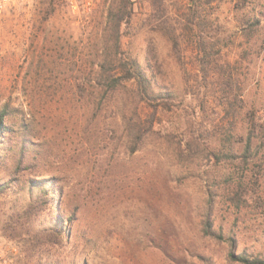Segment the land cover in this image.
Listing matches in <instances>:
<instances>
[{
	"label": "rangeland",
	"instance_id": "1",
	"mask_svg": "<svg viewBox=\"0 0 264 264\" xmlns=\"http://www.w3.org/2000/svg\"><path fill=\"white\" fill-rule=\"evenodd\" d=\"M112 1L73 11L64 0H15L0 12L7 146H30L27 170L15 173L8 158L0 178L51 180L62 214L73 215L50 260L27 257L1 230L0 248L13 264H242L231 251L264 258V161L244 163L240 147L219 133L229 124L207 63L251 62L237 92L264 118V47L243 57L262 37L242 32L237 0H133L121 48L152 62L177 109L140 104L138 115L127 90L97 106V62L110 61L114 49ZM247 2L256 13L264 7V0ZM237 130L233 140L245 134L240 124ZM230 149L233 161L224 156ZM242 176L254 195L243 194Z\"/></svg>",
	"mask_w": 264,
	"mask_h": 264
},
{
	"label": "trees",
	"instance_id": "2",
	"mask_svg": "<svg viewBox=\"0 0 264 264\" xmlns=\"http://www.w3.org/2000/svg\"><path fill=\"white\" fill-rule=\"evenodd\" d=\"M247 1L237 0L238 5L235 6L243 10V15L240 18V29L247 36L253 34L261 36L262 41L259 43L257 40L248 45L249 47L244 50L243 57H247L258 44H260L258 47H264V7L256 13L254 12L255 9L249 8ZM133 4V0H113L108 9L107 28L111 31L114 49L111 51L112 59L110 61L97 62V69L93 78L96 82L97 106L103 103V96L110 99L118 91L127 90L138 100L136 108L134 107L138 115H140L138 112L141 107L140 104L142 107L149 105L155 109H177L172 102V96L167 94L159 84L157 77L159 70L155 66V68L153 67L152 62H139L136 58L125 57L121 48V26L123 23L130 22ZM238 56L242 59V52ZM207 63L209 65L208 73L212 71L213 75L218 78L217 82L221 87L225 113L222 118L223 120L226 119L225 121L229 124L228 127L221 125L220 132H218L227 134L228 137L225 139H228L232 146L238 145L240 147V156L244 163H249L258 155H261L260 157L264 161V151L259 152L257 150L258 147H264V118L258 116L257 111H254L253 108H248L243 94L241 96L237 92L241 83V69L244 65L248 69L251 62H240L237 58L235 62ZM6 113L5 111L0 113V161H4L8 165V158H11L14 162L12 170L15 173H24L27 170L24 163L30 146L28 144L27 146L21 145L19 152H15V145L7 146L5 134L11 129L5 123ZM154 122L155 120L150 122L148 131L153 128ZM239 124L245 134L240 133L238 139L233 140ZM143 129L144 127L140 126L137 131L141 133ZM11 150L14 151L12 155L9 154ZM210 155L216 159L217 163L221 161L223 154L211 150ZM224 156L231 158L230 161L238 157L233 149H230ZM9 175H5L6 180L2 181L0 178V230L6 237L20 242L22 246L24 245L22 251L27 257L37 256L39 259L47 257L50 260L52 249L68 237L64 222L70 221L73 215L67 217L62 214L55 198L59 193L51 180L25 179L18 176L12 178ZM245 177H239L237 183L240 188L242 187L243 194L254 195V190L247 186L248 181L243 184ZM226 183H228L227 191L233 190L236 186L233 179H227ZM7 197L8 200L6 201L4 198ZM211 205L212 203L209 207H212ZM210 214L209 211L207 215L210 217ZM207 222L205 227L208 226ZM230 257L242 264H264V258L253 257L245 253L239 254L231 251ZM23 264H27V262ZM30 264L36 263L30 262Z\"/></svg>",
	"mask_w": 264,
	"mask_h": 264
},
{
	"label": "built area",
	"instance_id": "3",
	"mask_svg": "<svg viewBox=\"0 0 264 264\" xmlns=\"http://www.w3.org/2000/svg\"><path fill=\"white\" fill-rule=\"evenodd\" d=\"M15 0H0V12L6 9ZM103 0H64V2L73 10H92L96 8ZM0 264H13L0 248Z\"/></svg>",
	"mask_w": 264,
	"mask_h": 264
}]
</instances>
